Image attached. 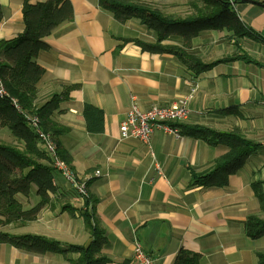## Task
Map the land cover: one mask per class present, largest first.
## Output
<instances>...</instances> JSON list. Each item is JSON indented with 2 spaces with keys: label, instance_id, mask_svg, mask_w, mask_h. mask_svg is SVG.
<instances>
[{
  "label": "crops",
  "instance_id": "1",
  "mask_svg": "<svg viewBox=\"0 0 264 264\" xmlns=\"http://www.w3.org/2000/svg\"><path fill=\"white\" fill-rule=\"evenodd\" d=\"M47 1L0 0V41L24 31L26 2ZM69 1L73 18L51 32L45 39L48 48L36 57L44 69L36 105L70 88L53 120L66 129L58 140L69 157L65 160L69 168L79 181L91 177L86 186L88 199L95 203L90 207L93 225L105 238L98 255L108 260L106 264H136L134 248L139 243L154 264H174L181 250L198 254L200 264H259L264 236L250 238L245 225L250 216L264 219L253 188L261 183L264 193V4L230 0L236 20L249 36L208 29L199 32L191 46H184L181 36L163 42L203 64L228 59L197 73L176 55L149 53L126 42L157 41L156 33L139 19L120 23L100 0ZM124 1L156 4L158 9L171 8L160 9L165 14L185 17L195 0ZM193 89L188 117L174 125L238 130L261 146L223 187L206 188L194 181L210 173L216 160L228 152L224 144L183 135L176 138L163 130L152 134L149 145L121 139L120 125L132 98L147 110L171 106ZM228 109H233L232 115L219 113ZM1 142L17 144L7 128L0 129ZM97 171L100 176H94ZM54 184L55 192L34 221L0 226V232L42 237L63 248L89 246L94 241L92 227L82 216L87 199L57 170ZM36 191L33 186L28 196L16 195L24 210L40 202ZM79 255L31 253L0 242V264H79Z\"/></svg>",
  "mask_w": 264,
  "mask_h": 264
},
{
  "label": "trees",
  "instance_id": "2",
  "mask_svg": "<svg viewBox=\"0 0 264 264\" xmlns=\"http://www.w3.org/2000/svg\"><path fill=\"white\" fill-rule=\"evenodd\" d=\"M255 1V0H251ZM100 5L113 13L115 19L125 23L130 19H139L143 25L157 35L155 43H147L139 39H125L134 42L142 50L153 54H173L188 61L197 73L203 72L215 64L228 61H216L203 64L195 56L181 48L164 45L163 42L173 36H181L184 46H191L192 40L203 30H234L242 36L251 35L243 32L240 23L232 11L230 0H195L189 4L190 14L181 17L176 14H165L150 5L131 3L124 0H100ZM261 3V2H259ZM264 4V3H262ZM24 31L10 40L0 41V76L8 92V96L0 98V129L7 128L17 141L15 145L0 143V226L25 225L34 221L42 208L49 202L50 194L55 192L54 173L56 170L43 149L34 130L28 125L25 114L40 118L41 128L50 133L58 147L63 160H68L67 153L61 148L58 136L66 129L59 127L53 120L62 99H65L70 88L62 94L53 95L41 106L36 105L38 84L44 75V69L36 62L38 53L48 48L45 39L61 23L73 18V7L69 0H48L45 3L32 5L25 3ZM2 11L0 7V19ZM242 30V31H241ZM243 32V33H242ZM16 101V104L14 103ZM87 110H93L87 108ZM233 109L220 111L222 115H232ZM180 130L181 136H190L205 140L211 145L224 144L228 152L218 158L214 169L203 176L195 177L194 185L203 187H223L229 182V176L235 174L256 153L261 146L247 140L238 131L221 132L203 125H173ZM35 186L40 202L31 209L24 210L16 200V195L28 196ZM257 198L264 208V193L261 183L253 185ZM86 209L82 211L85 224L92 227L94 241L89 246H69L63 248L60 243L42 237L24 235L10 236L0 232V242L18 249L31 252L58 253L67 256L78 253L79 264H106L107 259L98 255L103 238V231L93 225L94 206L92 199L86 200ZM94 209V208H93ZM245 230L247 236L258 239L264 236V219L250 216ZM259 264H264V251L258 253ZM174 264H200V256L196 253L181 250Z\"/></svg>",
  "mask_w": 264,
  "mask_h": 264
},
{
  "label": "built area",
  "instance_id": "3",
  "mask_svg": "<svg viewBox=\"0 0 264 264\" xmlns=\"http://www.w3.org/2000/svg\"><path fill=\"white\" fill-rule=\"evenodd\" d=\"M264 3V0H255ZM195 90L185 97L180 98L171 106H152L147 110H142L132 98L133 102L127 113L125 121L120 125L121 139H138L149 145L152 134L156 130H163L166 133L181 137L180 130L174 127L175 123L181 122L189 115V103L193 98ZM8 96V92L0 76V98ZM15 105L16 101H14ZM264 106V101H263ZM25 119L32 130L36 133L42 149L47 154L51 165L59 171L65 179L74 187L77 193L83 198L88 199L89 194L85 181H79L68 163L63 160L59 153L57 144L50 133L41 128L40 118L36 115L25 114ZM94 176H100V172H95ZM134 260L136 264H154L153 259L145 253L139 243H135Z\"/></svg>",
  "mask_w": 264,
  "mask_h": 264
},
{
  "label": "rangeland",
  "instance_id": "4",
  "mask_svg": "<svg viewBox=\"0 0 264 264\" xmlns=\"http://www.w3.org/2000/svg\"><path fill=\"white\" fill-rule=\"evenodd\" d=\"M155 7H156V4H155ZM160 9H161V10H164V11H171V8H170V9H164V8L160 7ZM186 11H187V9L185 10V12H186ZM185 12H184V13H185Z\"/></svg>",
  "mask_w": 264,
  "mask_h": 264
}]
</instances>
